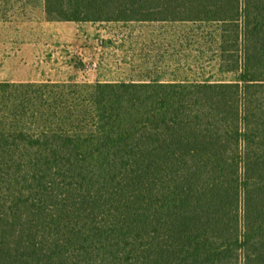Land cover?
Returning a JSON list of instances; mask_svg holds the SVG:
<instances>
[{"label": "trees", "instance_id": "16d2710c", "mask_svg": "<svg viewBox=\"0 0 264 264\" xmlns=\"http://www.w3.org/2000/svg\"><path fill=\"white\" fill-rule=\"evenodd\" d=\"M42 1L49 21L220 25L235 79L1 83L0 137L37 138L49 168L0 208V264H264V0Z\"/></svg>", "mask_w": 264, "mask_h": 264}, {"label": "rangeland", "instance_id": "374dc122", "mask_svg": "<svg viewBox=\"0 0 264 264\" xmlns=\"http://www.w3.org/2000/svg\"><path fill=\"white\" fill-rule=\"evenodd\" d=\"M251 28L249 26V30ZM241 29L245 31L243 24ZM227 30V36L233 34V30ZM151 31L167 34L164 37L167 46L151 50L143 44L131 49L123 48V44L119 43L114 44L115 48L120 49L117 52L112 44L100 61L108 72L104 74L110 78H120L122 73L120 75L117 70L125 66L124 52L129 54L131 51L134 57L132 66L137 68L134 77L154 70L157 73L152 75V79L155 80L235 79L233 74L224 71L230 69L232 64H223L219 60L217 49L223 34L220 25L180 23L172 27L166 24L49 21L42 0H12L9 3L0 2V84L40 83L47 80L96 84L93 80L97 75L94 70L98 68V62L92 59L95 52L92 44L97 40L95 35L98 32L112 38L124 35L141 44L146 33ZM246 38L243 32V40ZM172 42L173 46L168 45ZM147 56H151V59H147ZM94 64L97 65L95 69ZM121 79H128V76ZM36 142L37 138L30 135L0 137V208L35 203L26 192L32 187L29 178L45 175L49 168L47 165H35L38 159L28 154V146ZM20 196H24L22 201Z\"/></svg>", "mask_w": 264, "mask_h": 264}, {"label": "crops", "instance_id": "0c3cea01", "mask_svg": "<svg viewBox=\"0 0 264 264\" xmlns=\"http://www.w3.org/2000/svg\"><path fill=\"white\" fill-rule=\"evenodd\" d=\"M69 23H71V22H69ZM106 23H109V24H111V23H139V24L145 23V24H162V25L166 24V25H171L173 27L174 25H178L180 23H190V22H100V23H91V24H106ZM95 36L98 38L92 44L93 50L95 51L93 53L92 59L94 61L98 62V68L96 70H94L95 72H97V75L94 77V80H93L94 83H150V82L176 83V82H180L177 80H171V81L169 80L168 81V80H164V79L163 80L152 79V77H153L152 75H155L157 73L154 70H150V72L146 73L144 76L141 75L139 77V75L137 74V76L134 77V72H137V68L132 66V62L134 60L133 59L134 57H133V54L131 51H129V54L124 52L125 66H123L122 68L120 67L117 70L120 72V75L122 73V76H128V79H121L122 76H120V78H110V76H106L104 73H106L107 71L105 70V67H103V64H100V61H101V58L103 57V54H105V52L108 50L109 46H112V44L114 47V44L117 45L119 43H122L123 48L130 47L131 49L136 47L137 45L142 46L144 44V45H146L145 47H148L151 50H154V49L156 50V48L163 47L164 45H166L167 40L164 39V37L167 36V34H165V35L160 34V32H158V31L147 32L146 36L144 37L143 42L142 41L140 42L141 44H136L134 42V39H132V38L128 39V37H124V35H121V36L124 37L125 39L120 38L121 37L120 35L115 36L113 38L111 36L108 37V35L103 36V34L101 35L100 32H98V34H96ZM99 38H101V40H99ZM172 38H173V34H172L171 39ZM102 39H106V40H102ZM107 39H110V40H107ZM168 45L173 46V42L171 44H168ZM114 49L117 52L120 51L119 48L114 47ZM217 52H218V49H217ZM147 59H151V56H150V58L148 57ZM128 61H129V64H128ZM114 71H116V70L114 69ZM41 82L59 83V82L52 81V80L41 81Z\"/></svg>", "mask_w": 264, "mask_h": 264}, {"label": "built area", "instance_id": "2783aa9c", "mask_svg": "<svg viewBox=\"0 0 264 264\" xmlns=\"http://www.w3.org/2000/svg\"><path fill=\"white\" fill-rule=\"evenodd\" d=\"M96 67H97V65H96V64H94V65H93V69H95Z\"/></svg>", "mask_w": 264, "mask_h": 264}]
</instances>
